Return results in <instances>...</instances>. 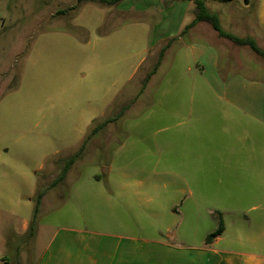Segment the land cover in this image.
<instances>
[{
  "label": "rangeland",
  "instance_id": "rangeland-1",
  "mask_svg": "<svg viewBox=\"0 0 264 264\" xmlns=\"http://www.w3.org/2000/svg\"><path fill=\"white\" fill-rule=\"evenodd\" d=\"M160 3L159 14L152 13L155 10L147 0H123L114 6L79 4V0H0V189L6 192V186H15L19 190L17 172L22 171L27 187L37 181L39 191L53 189L38 216L43 230L82 220L80 215L85 209L89 212L93 201L87 189L106 191L117 183V172L124 170L169 172L168 180L175 183L169 190L171 198L181 182L172 175L184 177L191 188L196 182L201 189V223L181 226L179 231L196 239L213 227L221 214L219 208L229 210L226 220L235 217V210L254 214L247 210L258 204L257 195L242 191V179L215 178L208 172L220 168L224 160L220 156H226L224 147L215 143L226 138L225 125L254 124L240 114L227 119L225 103L213 97L203 80L196 82L194 90V72L188 73L187 65L176 57L178 38L167 41L172 52L146 93L135 99L164 47L158 43L163 36L157 27L166 6ZM193 16L194 11L189 18ZM189 36L185 40L194 39ZM200 39L195 37L203 42ZM222 48L221 71L231 67L264 80V60L249 47L237 50L242 64H234ZM143 58L148 60L140 66ZM116 118L91 135L97 126ZM217 125L224 128L219 131ZM241 129L235 126L233 136L245 137ZM84 141L85 151L65 181L51 188ZM121 144L125 148L117 153ZM196 150L212 160L195 162L200 154ZM198 170L208 174L194 177ZM175 197L180 207L184 197ZM12 229V224L5 226V233ZM44 241L35 246L36 256ZM20 254L21 264L35 261L26 245Z\"/></svg>",
  "mask_w": 264,
  "mask_h": 264
},
{
  "label": "crops",
  "instance_id": "crops-1",
  "mask_svg": "<svg viewBox=\"0 0 264 264\" xmlns=\"http://www.w3.org/2000/svg\"><path fill=\"white\" fill-rule=\"evenodd\" d=\"M160 1H164L166 9L161 10L163 20L157 28H160L158 33L163 37L158 43H164L162 50L166 48V51L157 72L144 90L142 86L135 99L138 100L146 93L159 75L166 57L172 52L167 41L178 38L181 44L176 50V57L179 62L187 65L188 73L194 72V90L196 82L203 80L213 97L225 103L227 119L240 114L243 120L254 124L245 127L225 125L226 138L215 140V143L224 147L226 156H220L224 159L220 162V168H215L211 162L210 166L214 169L208 171L215 178L242 179V191L257 195L258 204L247 210L254 214L250 216L248 212L235 210V217L226 220L224 215L229 210L223 212L219 208L221 214L213 227L211 225L207 232L196 239L191 233L179 232L181 226L201 223V189L196 182L191 188L184 177L172 175L181 178V182L171 198L169 190L175 187V183L168 180L171 178L169 172L160 174L156 171L124 170L117 172V183L106 191L87 189L93 201L89 212L85 209V213L80 215L82 220H77L72 226L50 227L49 230H43L38 223L35 237L30 238L28 232L39 185L37 181H30L27 187L26 173L22 171L17 172L21 179L19 190L15 186L12 189L6 186V192L0 189V264H21L23 255L20 250L25 245L30 247L32 257H35L33 264H264V80L246 76L231 67L226 72L220 70L219 48L227 50V58L233 60L234 64H242L238 63L241 60L237 51L240 46L232 44L230 40L226 41L228 39L222 38L206 21H200L187 30L196 18L194 1L174 0L175 3L171 5L169 0H147L152 4L151 9L155 10L152 13L159 11V5L162 4ZM203 1L209 12L216 15L225 33L247 34V37L239 38H252L264 50L261 46L264 47V0ZM193 11L194 16L189 18ZM187 34L194 35V39L185 40ZM195 37H200L203 42L195 40ZM147 51L150 56L154 49ZM147 60L143 58L140 66ZM152 70L153 67L149 68L147 75ZM217 126L219 131L224 128ZM235 126L242 127V135L245 137L233 136ZM124 148L125 144H121L117 153ZM197 152L200 154L195 162L212 160L203 156L201 151ZM16 162L20 163V160ZM204 172L207 170L194 171L193 175L208 174ZM94 178L101 182L100 176L95 175ZM106 178L110 180L111 176ZM15 189L17 193H14ZM22 189L26 192L23 193ZM51 191L53 189L45 190L38 216ZM179 195L184 197L181 202V206L186 208L184 212L181 206H176L175 196ZM171 211H174L172 215L176 217H171ZM196 214L199 216L195 217ZM220 219L224 222V232L211 244H207V237L218 229ZM10 224L13 229L7 234L5 226ZM43 240L45 246L36 256L35 246Z\"/></svg>",
  "mask_w": 264,
  "mask_h": 264
},
{
  "label": "trees",
  "instance_id": "trees-1",
  "mask_svg": "<svg viewBox=\"0 0 264 264\" xmlns=\"http://www.w3.org/2000/svg\"><path fill=\"white\" fill-rule=\"evenodd\" d=\"M122 1L123 0H79V4H82L85 2H92V3H99L101 5H106V6H114V5L120 4ZM183 1H194V3L196 4V18L187 27V30L192 28L196 23H198L200 21L209 22L222 38L228 39L232 43H234L235 45L240 46V47L247 46L256 55H258L259 57L264 59V50H262L257 45V43L254 39L249 38V37L248 38H239V37H236L234 35L225 33L220 27L218 18L216 17V15L211 14L209 12V10L207 9L206 4L203 0H183ZM218 1L228 2L229 0H218ZM165 51H166V48L162 50V52L160 53L158 62L155 64L153 70L151 71V73L149 75H147L145 81L143 82V90L146 87V85L148 84V82L150 81V78L157 72V70L161 64V61L164 57ZM115 120H117V118L107 120L104 123H102L101 126H97L91 135H94L95 133H97L99 131V129L107 127L108 124L114 122ZM88 139H90V138H88ZM86 142L87 141L84 142L83 146L81 147V149L79 150V152L77 154H75L74 156L67 159L63 169L61 170L60 175L51 184V188L58 186L61 182H63L65 180V178H66L67 174L69 173L70 169L72 168V166L75 164V162L79 159V157L84 152ZM44 196H45L44 191H38V193L34 199L35 200V209H34V214H33L32 220H31L30 229L28 232V237H30V238H34L36 235L37 225H38L39 209H40V206H41V203H42ZM224 228H225L224 222L222 219H220L218 229L207 237V239H206L207 244H211L218 236H220L224 232Z\"/></svg>",
  "mask_w": 264,
  "mask_h": 264
}]
</instances>
